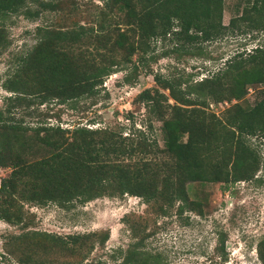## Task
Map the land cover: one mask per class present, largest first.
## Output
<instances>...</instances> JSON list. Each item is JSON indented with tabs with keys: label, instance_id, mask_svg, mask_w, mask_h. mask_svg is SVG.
<instances>
[{
	"label": "trees",
	"instance_id": "1",
	"mask_svg": "<svg viewBox=\"0 0 264 264\" xmlns=\"http://www.w3.org/2000/svg\"><path fill=\"white\" fill-rule=\"evenodd\" d=\"M56 1L0 0V22L27 3L46 9ZM103 6L108 12L115 6L122 9L123 18L100 22L95 29L80 25L57 31L37 28L35 44L4 79L3 89L11 94L5 100L20 105L31 98L39 103H65L90 97L102 78L127 63L134 51L147 48L152 39L168 35L176 43L189 45L216 38L223 31L264 30V0H245V11L229 18L226 26L221 23L222 0H106ZM3 42L0 36V46ZM119 50L125 55L116 60ZM153 81L167 95L145 89L136 99L160 122L161 147L139 131L28 127L6 124L0 114V169H9L0 178V219L20 223L23 204L52 203L63 208L72 202L123 194L146 204L160 200V212L176 201L193 209L185 182L226 185L253 178L259 164L257 145L264 142V44L231 56L222 70L190 87L179 90L166 80L154 77ZM249 89L255 101L243 106L239 101ZM223 104L227 106L218 115L210 110ZM33 153L35 158L28 160ZM26 236L38 237L36 247L52 245L69 253L83 243L77 242V236L63 240L25 232L14 238L19 242H7L6 251H13L12 243L25 244ZM139 247L137 242L117 249L118 264H162L158 255ZM217 249L224 259L222 239ZM28 254L18 261L33 263ZM257 256L264 264V239L257 245Z\"/></svg>",
	"mask_w": 264,
	"mask_h": 264
},
{
	"label": "rangeland",
	"instance_id": "2",
	"mask_svg": "<svg viewBox=\"0 0 264 264\" xmlns=\"http://www.w3.org/2000/svg\"><path fill=\"white\" fill-rule=\"evenodd\" d=\"M105 1L59 0L46 9L39 3H27L20 12L0 22V36L4 39L0 46L3 122L28 127L58 125L69 130L109 129L124 134L139 131L161 147V124L136 95L148 89L152 94L156 90L166 96L167 91L158 88L154 77L171 82L179 90L190 87L222 70L231 56L264 44V30L223 31L216 38L189 45L176 43L167 35L150 40L144 50L134 51L127 63L119 64L113 73L102 78L90 97L65 103L56 100L39 103L33 98L27 104L7 102L5 98L11 94L3 89L4 79L14 71L17 59L35 44L37 28L57 31L80 25L95 29L100 22L122 19L124 11L115 6L108 12L103 6ZM244 9L245 0H222V25L226 26L229 18L238 17ZM124 55V50H119L115 59L121 60ZM254 95L252 89L247 90L240 104L252 105ZM167 103L171 104V100ZM226 106H212L210 110L218 115ZM257 152L259 164L250 180L226 185L185 182L186 198L193 209L176 201L171 207H162L160 212V200L146 204L125 194L103 196L82 204L72 202L63 208L52 203L23 204L20 223L8 224L0 219V264H21L18 260L25 258L26 253L33 260L29 264H118L121 259L114 252L137 242L140 250L158 255L162 264H261L257 245L264 239L263 141H259ZM35 156L33 153L28 160ZM8 173L9 169H0V178ZM25 232L63 240L77 236V242L83 243L77 251L69 253L52 245L36 247L38 237L26 236L25 244L12 243L13 251L8 253L7 242H19L14 238ZM219 239L223 240L224 259L218 253Z\"/></svg>",
	"mask_w": 264,
	"mask_h": 264
},
{
	"label": "built area",
	"instance_id": "3",
	"mask_svg": "<svg viewBox=\"0 0 264 264\" xmlns=\"http://www.w3.org/2000/svg\"><path fill=\"white\" fill-rule=\"evenodd\" d=\"M255 48V47H254ZM251 50V49H250ZM250 50H248L247 52H249Z\"/></svg>",
	"mask_w": 264,
	"mask_h": 264
}]
</instances>
